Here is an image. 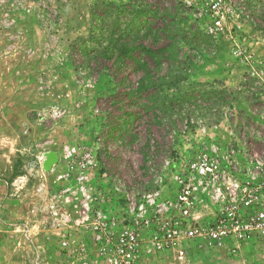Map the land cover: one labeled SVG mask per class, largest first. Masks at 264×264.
<instances>
[{
	"label": "rangeland",
	"instance_id": "374dc122",
	"mask_svg": "<svg viewBox=\"0 0 264 264\" xmlns=\"http://www.w3.org/2000/svg\"><path fill=\"white\" fill-rule=\"evenodd\" d=\"M132 1L0 0V264H103L90 234L73 224L77 201L62 193L75 187L61 178L67 165L85 152L97 163L88 185L117 217L126 198L153 189L159 177L167 182L166 162L194 154L199 138H215L240 159L264 150V0H232L215 34L180 0H136L170 8L180 33L169 62L147 66L139 53L120 68L97 54L101 34L134 25L142 46L166 42L159 12L136 19L130 6L121 12ZM138 64L155 79L169 74L162 108L128 94L144 72ZM48 152L58 163L45 172ZM136 264H264V243H191L182 260L143 252Z\"/></svg>",
	"mask_w": 264,
	"mask_h": 264
},
{
	"label": "built area",
	"instance_id": "2783aa9c",
	"mask_svg": "<svg viewBox=\"0 0 264 264\" xmlns=\"http://www.w3.org/2000/svg\"><path fill=\"white\" fill-rule=\"evenodd\" d=\"M207 17L209 33L221 31L232 0H180ZM215 138H199L197 151L176 152L166 162L167 182L159 177L153 189L126 198L115 216L102 206L101 192L88 185L96 157L85 152L71 161L61 176L75 184L62 193L77 201L73 224L91 236L97 259L103 264H136L143 252H172L178 260L187 245L257 240L264 243V150L239 158ZM72 153L69 152L68 156ZM101 191V190H100ZM112 191L120 193L117 186ZM67 218H64L66 220ZM69 247L66 235L60 242Z\"/></svg>",
	"mask_w": 264,
	"mask_h": 264
},
{
	"label": "trees",
	"instance_id": "16d2710c",
	"mask_svg": "<svg viewBox=\"0 0 264 264\" xmlns=\"http://www.w3.org/2000/svg\"><path fill=\"white\" fill-rule=\"evenodd\" d=\"M137 3L136 0H134L128 5H124L121 9V12L128 14L126 13L127 10L125 11V9L126 6H130V8H132V10H130V15L131 13L134 14L133 19L141 17L144 10L156 15L157 12H159V20L162 28H158V30L163 31L165 35L164 40H166V42L162 44L157 50H152L153 47L151 46H142V43L139 39V32L141 28L134 25L130 26L131 29L129 31L122 30L118 27L116 30L109 32L107 35L101 34L99 37L103 40L102 43L106 44L104 47L102 46L100 48V51L97 54L102 59H105L104 55H107V59H112V61L114 62L113 66H119L120 68H122L126 60H128L129 58H133L135 54L139 53L145 54V61L147 62V66H149V63L154 67H158L161 63V60L163 63V61L169 62L171 59L170 57L172 54V50L175 46V38L180 33V30L176 27L175 22L172 19L173 15L171 14L172 12L170 8L160 9L159 7H157L155 8V10H151L146 6L143 8L142 5H135ZM104 6L109 8L114 5L104 4ZM145 27L146 26H143V28ZM95 40H98V37ZM85 51L87 52V50ZM108 55L110 56L108 57ZM138 59H140L139 56L136 58V62ZM136 67L138 71L144 72L140 76L135 88L129 89L130 92H128V94H132L135 96L146 94L147 100L149 102H152L153 104L159 103L161 105L160 107L162 108L164 106V102L169 99L167 96L160 95L163 92L162 87L165 86L166 79L169 77V74L167 73L161 76V78L155 79L154 76L151 75V70H147L146 65L138 64ZM172 99L173 98H170V100Z\"/></svg>",
	"mask_w": 264,
	"mask_h": 264
},
{
	"label": "water",
	"instance_id": "95a60500",
	"mask_svg": "<svg viewBox=\"0 0 264 264\" xmlns=\"http://www.w3.org/2000/svg\"><path fill=\"white\" fill-rule=\"evenodd\" d=\"M57 163H58V154L56 152H48L45 154V159L42 163V169L45 172H50Z\"/></svg>",
	"mask_w": 264,
	"mask_h": 264
}]
</instances>
